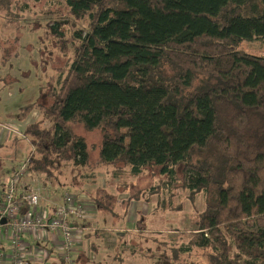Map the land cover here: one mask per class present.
<instances>
[{
	"label": "trees",
	"instance_id": "trees-1",
	"mask_svg": "<svg viewBox=\"0 0 264 264\" xmlns=\"http://www.w3.org/2000/svg\"><path fill=\"white\" fill-rule=\"evenodd\" d=\"M59 1L88 14L89 27L72 36L81 45L72 58L58 46L66 63L41 87L52 103L32 100L16 114L26 120L39 110L51 121L29 122L13 137H28L33 148L18 194L46 192L66 161L88 163L87 139L71 126L80 122L103 130V163H123L133 175L156 165L167 187L182 181L205 196L190 238L163 244L170 264H189L183 255L197 249L210 252L211 264H264V56L238 49L264 41V0ZM51 35L63 37L59 24ZM41 177L44 187L34 186ZM60 191V204L73 195L90 216L88 199ZM33 208L23 203L18 216ZM88 245L83 255L93 264L98 250Z\"/></svg>",
	"mask_w": 264,
	"mask_h": 264
},
{
	"label": "rangeland",
	"instance_id": "rangeland-1",
	"mask_svg": "<svg viewBox=\"0 0 264 264\" xmlns=\"http://www.w3.org/2000/svg\"><path fill=\"white\" fill-rule=\"evenodd\" d=\"M55 24H59L63 37L51 35ZM88 27V14L73 15L59 0H0L2 196L14 170L21 167L33 150L28 137L14 139V135L22 136L26 125L34 120H39L46 126L51 125L50 119L39 110L31 113L26 120H19L16 114L32 100L46 105L52 103V99L43 94L41 87L57 67L66 63L63 50L58 46H69V56L72 58L74 46L80 44L72 36L75 37L79 31H86ZM238 49L264 56V41H244ZM12 114L15 116H10ZM71 126L74 132L87 139L90 153L88 163L83 165L66 161L60 179L45 188L46 192L43 188L42 196L56 199L54 191L70 188L74 194L81 197L85 195V200L88 199L91 204L101 206L91 208L96 219L88 222L86 229V238L91 236L93 230L98 231L91 236L98 250L93 264H170L161 255L162 246H178L190 238L191 232L197 228L199 212L205 207L203 193L192 194L189 188L183 186L182 181L176 182L174 187H167L163 184L166 177L156 165L146 167L140 175H133L123 163L117 166L103 163L100 157L103 130L97 128L88 131L80 122H73ZM43 181L44 177H41L33 180V184L42 186ZM191 195L196 196V202L191 200ZM164 202L167 209H164ZM126 217L133 219V223L130 221L132 225L127 226ZM80 220L86 221L85 218ZM73 224L77 228H84L81 222ZM99 226L110 229L99 230ZM102 232L106 233L103 238L100 237ZM71 235L73 237L75 232ZM57 248L63 252V259L68 254L70 260L74 261L71 255L73 249L62 250L60 244ZM167 248L165 252L171 255L172 248ZM209 253L207 250L197 249L191 254H184L181 262L211 264ZM83 257V261L88 259L87 256Z\"/></svg>",
	"mask_w": 264,
	"mask_h": 264
},
{
	"label": "built area",
	"instance_id": "built-area-1",
	"mask_svg": "<svg viewBox=\"0 0 264 264\" xmlns=\"http://www.w3.org/2000/svg\"><path fill=\"white\" fill-rule=\"evenodd\" d=\"M24 171V167L14 170L6 185V192L3 196L0 194V235L3 234L5 229L10 230L13 247L11 253L0 250V264H25L20 251L21 239L24 233L40 235L51 231L63 234L60 247L62 250L68 249L71 251L75 246V235L81 228H77L73 224L70 216L75 214L78 220L85 217L84 209L79 205H75L74 196L70 194L64 197L66 202L58 206L55 215L52 217L45 218L34 212L19 217L18 210L23 203L29 207H35L45 199V196H42L40 189L37 187L21 195L18 194L17 186ZM3 218H6V222H2ZM74 232L75 235L72 237L71 233ZM68 256V254L65 256V260L71 261Z\"/></svg>",
	"mask_w": 264,
	"mask_h": 264
},
{
	"label": "crops",
	"instance_id": "crops-1",
	"mask_svg": "<svg viewBox=\"0 0 264 264\" xmlns=\"http://www.w3.org/2000/svg\"><path fill=\"white\" fill-rule=\"evenodd\" d=\"M46 194L49 196L48 193ZM60 194H61L60 190L58 192L54 191L53 195L56 196V199L47 197L46 199L47 201L42 200L39 206L34 207L35 209L33 208L34 209L33 212L36 214L37 213L43 214L44 216H49L50 214H52L54 210L56 211V209L58 208V205L61 202ZM83 197H85V195ZM99 206L100 205L98 204V207ZM98 207L97 205L95 206L94 204H91L90 202H88L90 216H88L85 219L86 221L73 220V222L74 223L81 222L84 225H89L88 222H91L92 219L93 220L96 219L95 217L96 215L95 213H93L91 208H98ZM122 214H125V213H122ZM132 220H133L132 218L127 219V221L125 222L127 226L132 225L133 223ZM130 221L132 223H130ZM110 226H111V223H110ZM99 227H101V229L99 230L110 229L106 226L105 227L99 226ZM112 228H115V227L113 226ZM86 233H87L86 230L84 228H81V230L78 231L75 235L76 242H75V246L71 253L74 261H67L63 259L62 257L63 252H60L61 250L57 248V245L60 244V242L62 241L63 234L54 233V232H48V233L40 234V235L24 233L22 235L21 247H20L22 258L26 262L25 264H90L91 261L88 260L87 258L84 261L82 259V257L85 256L83 254L86 253L85 246L89 244L88 246L90 247V242H92L91 245L93 244V237H91L93 236V233L92 232L90 233L91 235L90 237L92 239L90 240L89 243L87 242L90 237L86 238L87 236ZM101 234L102 235H100V237L103 238V236L106 233L102 232ZM12 248L13 247L11 243V231L5 229L3 234L0 235V250L5 251V253H11ZM94 257H95V254H94Z\"/></svg>",
	"mask_w": 264,
	"mask_h": 264
},
{
	"label": "water",
	"instance_id": "water-1",
	"mask_svg": "<svg viewBox=\"0 0 264 264\" xmlns=\"http://www.w3.org/2000/svg\"><path fill=\"white\" fill-rule=\"evenodd\" d=\"M2 222H6V218H3V219H2Z\"/></svg>",
	"mask_w": 264,
	"mask_h": 264
}]
</instances>
